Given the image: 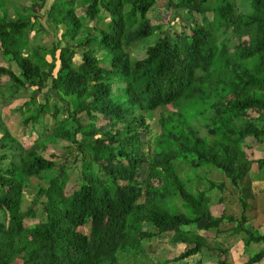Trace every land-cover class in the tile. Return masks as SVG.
Segmentation results:
<instances>
[{"label": "trees", "instance_id": "16d2710c", "mask_svg": "<svg viewBox=\"0 0 264 264\" xmlns=\"http://www.w3.org/2000/svg\"><path fill=\"white\" fill-rule=\"evenodd\" d=\"M157 1L54 0L45 21L63 32L45 47L30 36L44 31L45 0H0V55L8 63L0 78L11 100L27 99L16 107L28 112L24 124L54 121L39 147H23L0 122V264H152L141 243L162 234L183 248L157 264L202 255L207 236L264 245L261 224L245 228L264 197L243 185L251 175L264 180V156L243 147L247 138L264 142V0H247L245 13L236 0H167L165 8L184 11L188 22L173 38L149 16ZM152 37L144 57H132L129 50ZM51 91L58 99L49 105ZM156 111L158 133L144 152ZM57 139L72 152L44 157ZM77 160L72 186L67 172ZM213 170L237 191L238 218L226 213V181L207 177ZM38 207L43 219L26 225ZM211 252L214 264H230L221 241ZM263 258L264 247L245 264Z\"/></svg>", "mask_w": 264, "mask_h": 264}, {"label": "rangeland", "instance_id": "374dc122", "mask_svg": "<svg viewBox=\"0 0 264 264\" xmlns=\"http://www.w3.org/2000/svg\"><path fill=\"white\" fill-rule=\"evenodd\" d=\"M54 0H45L44 7L43 9L39 12V14L42 16L39 19L40 26L44 30L41 33H36L33 32L31 33V37L35 36V41L37 44L40 46H45V47H50L51 44L55 41H58L61 37V34L63 32V29L60 27L59 30L55 33L54 30H52V25L49 26L45 21V15L47 10L49 9L50 5L52 4ZM167 0H158L156 2L155 7L153 8L152 12L149 13V16L152 19V22L154 24H160L161 25V30L167 32V37L173 38L174 32H181L183 31L182 25H187L188 22L186 19V14L182 10H173V9H166L164 4ZM238 10L241 13H245L249 11L248 3L247 0H236ZM85 8L78 6L76 8V15L77 16H84ZM155 17H159L160 20H162V23L159 22V20H156ZM196 19L198 17H195ZM212 16L211 14L207 15V19L211 20ZM199 20V19H198ZM182 23V25H181ZM89 26H93V22H88ZM185 31H187L185 29ZM154 37L149 38L144 40L141 43H138L137 45H134L129 51L132 55V57L136 59H140L144 57V52H143V44L150 45L154 41ZM141 44V45H140ZM64 45V41L61 40L60 46ZM79 61V59H76ZM8 63L2 58L0 55V66H7ZM9 83L7 82L6 78H0V122L3 124L4 127L7 128V130L10 132V134L23 146V147H28V146H33L39 147L40 146V141L43 139L45 136H48L52 132V127L54 125V121L49 117L45 116V118L42 120L40 124L37 125H31L29 124H24L22 121V118L25 117L28 112L23 111L19 112L16 110V107L21 105L25 100L27 99H12L10 98V86H8ZM47 88L42 91V94H37L38 96L36 97V101L40 102V96H43L47 92ZM49 105L54 104L56 102V99H58L53 91H51L50 97L48 98ZM59 103L61 101H58ZM62 105H65L64 102L60 103ZM157 118V111L153 113V118L148 120V123L150 124L151 127V133L148 134L143 138V144H142V149L144 152H148L149 147L152 145L153 140H154V135L158 133V129L155 126V121ZM86 118H82L81 121L82 123L86 124ZM98 125L104 126L107 128L106 120L101 119L98 121ZM204 134V131H201ZM0 136H1V128H0ZM70 144H68L66 141L57 139L54 142H49L46 145V148L44 151H42V154L46 158H52L55 161H59L62 159L63 156L70 154L72 152L71 147H69ZM243 147L245 148L246 152H249L250 150L255 152V157H262L264 156V142H255L254 139L252 138H247L245 143L243 144ZM80 167V161H76L75 164L72 165L71 168L68 170V175H69V183L72 186H75L76 184V179H77V174L79 171ZM210 174L207 176L210 179H213L215 181H226L227 186L224 190V206L226 209V213L228 215L233 214L236 216V218L239 217L240 213V204L237 199V191L235 190L232 185L225 180L222 177V173L219 170H213L212 172H209ZM263 174L264 171H261ZM143 175V174H142ZM141 175V177H142ZM183 177V175H181ZM224 179V180H223ZM32 189L35 187V183H33ZM243 185L246 187L244 188V191L247 192L249 195H255L258 200L263 198L262 196V190H264V180L263 181H256L255 178L251 175L250 178L247 179L243 183ZM69 190V188H68ZM71 191V189H70ZM208 195L211 198V204H214L213 209L215 210L216 215H220L222 212V205L219 203H216L217 198L220 196V194L217 191H212L209 192ZM251 197V196H250ZM29 201V197L25 199V202L27 203ZM252 203V200H251ZM257 207V206H256ZM25 208V206L23 207ZM175 209L177 210H182L181 202L180 200L176 199L175 200ZM258 211L253 214V210H249L248 213L250 216H248V221L245 224V228H247L250 231H253L254 229H257V226L261 223V208L257 209ZM42 215H41V210L40 207L37 209L36 213V219H28L25 221L26 225H34L38 221H41ZM80 231H82L84 234H87L89 231V224H85V226L79 228ZM144 230L151 231L152 227L150 225H143ZM167 234H162L157 238H153L152 240H144L141 243V246L143 250L145 251L146 258L147 260L152 264H157L158 260L165 259L171 256L170 253H174L176 251H179L183 247L180 245L176 246H171L169 244H166L165 242L168 241V236ZM221 237V236H220ZM221 238L225 239V236H222ZM220 238V239H221ZM218 240L212 238V237H206V244L207 247L203 250L202 255L194 256L189 259L179 261L177 263H172V264H208L209 262L213 261L214 255H212V252L210 250V247L215 245V242ZM262 244H251L249 247L250 254L256 253L258 250L261 249ZM143 261L142 259H140ZM121 264H134L132 261H124Z\"/></svg>", "mask_w": 264, "mask_h": 264}, {"label": "crops", "instance_id": "0c3cea01", "mask_svg": "<svg viewBox=\"0 0 264 264\" xmlns=\"http://www.w3.org/2000/svg\"><path fill=\"white\" fill-rule=\"evenodd\" d=\"M261 214V225L259 227V230L261 233H264V208L260 211ZM263 222V223H262ZM258 228V226H257ZM199 233H203V230H199ZM219 241H221L227 248V257L226 260L230 263V264H245L247 259L252 256L250 254L251 251H249V247L251 244L253 245H257L259 243H250L248 246H244L242 243L241 238L237 237H227L226 239H217ZM264 247V245L262 244L261 249ZM212 247H210L211 250ZM260 249V250H261ZM259 251V250H258ZM213 255V253H212ZM214 261L209 262L208 264H214ZM260 264L264 263V258L259 262Z\"/></svg>", "mask_w": 264, "mask_h": 264}]
</instances>
